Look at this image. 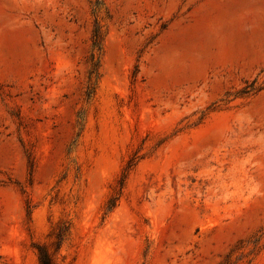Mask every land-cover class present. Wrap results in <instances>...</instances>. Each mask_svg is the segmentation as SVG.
<instances>
[{"label": "rangeland", "instance_id": "1", "mask_svg": "<svg viewBox=\"0 0 264 264\" xmlns=\"http://www.w3.org/2000/svg\"><path fill=\"white\" fill-rule=\"evenodd\" d=\"M37 247L264 264V0H0V264Z\"/></svg>", "mask_w": 264, "mask_h": 264}, {"label": "trees", "instance_id": "2", "mask_svg": "<svg viewBox=\"0 0 264 264\" xmlns=\"http://www.w3.org/2000/svg\"><path fill=\"white\" fill-rule=\"evenodd\" d=\"M37 255L40 264H54L43 247H37Z\"/></svg>", "mask_w": 264, "mask_h": 264}, {"label": "bare ground", "instance_id": "3", "mask_svg": "<svg viewBox=\"0 0 264 264\" xmlns=\"http://www.w3.org/2000/svg\"><path fill=\"white\" fill-rule=\"evenodd\" d=\"M223 42L227 43V37H224Z\"/></svg>", "mask_w": 264, "mask_h": 264}]
</instances>
